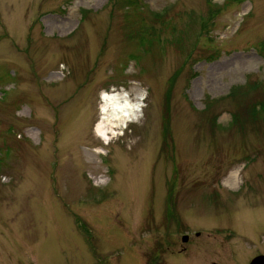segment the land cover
<instances>
[{
  "label": "rangeland",
  "instance_id": "1",
  "mask_svg": "<svg viewBox=\"0 0 264 264\" xmlns=\"http://www.w3.org/2000/svg\"><path fill=\"white\" fill-rule=\"evenodd\" d=\"M261 105L264 0H0V264L264 252Z\"/></svg>",
  "mask_w": 264,
  "mask_h": 264
},
{
  "label": "bare ground",
  "instance_id": "2",
  "mask_svg": "<svg viewBox=\"0 0 264 264\" xmlns=\"http://www.w3.org/2000/svg\"><path fill=\"white\" fill-rule=\"evenodd\" d=\"M144 96H138L136 101L129 99L124 91H113L102 93V105L100 121L97 124V134L105 139H110L109 129L138 119V113L142 111ZM229 178H234L230 175ZM141 206L138 208V213ZM187 234H184L185 236Z\"/></svg>",
  "mask_w": 264,
  "mask_h": 264
},
{
  "label": "trees",
  "instance_id": "3",
  "mask_svg": "<svg viewBox=\"0 0 264 264\" xmlns=\"http://www.w3.org/2000/svg\"><path fill=\"white\" fill-rule=\"evenodd\" d=\"M131 3H134V4H136L137 3V0H131ZM246 90V92H251L250 90H251V88L249 87V88H247V89H245ZM234 92H236L237 93V91H234ZM233 93V94H235V95H233V96H236L237 94L238 95H240L239 93ZM243 106L244 105H241V109L243 108ZM262 107H264V105H261ZM254 107V106H253ZM249 106L247 107L246 106V110L248 111L249 110ZM261 110H262V108L261 107H259ZM259 108H255L254 107V109L252 108H250V110H249V115L251 116V119H252V123H253V120L254 121H256L260 116H264V113H262V111H259ZM245 109V108H244ZM240 110V109H239ZM253 117H254V119H253ZM246 117H244V116H242L241 115V113L239 112V113H237V115L235 114V123L236 124H239V125H241V126H243L244 124H243V121L244 120H246V123H247V119H245ZM245 123V124H246Z\"/></svg>",
  "mask_w": 264,
  "mask_h": 264
},
{
  "label": "water",
  "instance_id": "4",
  "mask_svg": "<svg viewBox=\"0 0 264 264\" xmlns=\"http://www.w3.org/2000/svg\"><path fill=\"white\" fill-rule=\"evenodd\" d=\"M189 238L188 235L183 236V240L187 241ZM250 264H264V254L257 256L255 259H253Z\"/></svg>",
  "mask_w": 264,
  "mask_h": 264
},
{
  "label": "flooded vegetation",
  "instance_id": "5",
  "mask_svg": "<svg viewBox=\"0 0 264 264\" xmlns=\"http://www.w3.org/2000/svg\"><path fill=\"white\" fill-rule=\"evenodd\" d=\"M263 254H264V252H259V253H256V254L250 256V257L248 258V260H247L244 264H250V262H251L253 259H255L257 256H259V255H263ZM212 264H228V263H226L225 261H222V260H221L220 262L213 261Z\"/></svg>",
  "mask_w": 264,
  "mask_h": 264
}]
</instances>
